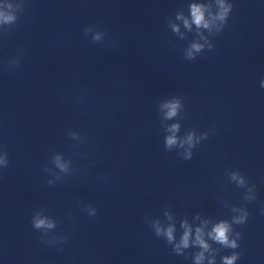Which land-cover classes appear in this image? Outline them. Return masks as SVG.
Segmentation results:
<instances>
[{
    "label": "clouds",
    "instance_id": "1",
    "mask_svg": "<svg viewBox=\"0 0 264 264\" xmlns=\"http://www.w3.org/2000/svg\"><path fill=\"white\" fill-rule=\"evenodd\" d=\"M219 2H220L221 11L218 14V18L223 21L226 19L227 15L231 9V5L225 6L223 3V0H219ZM24 3H25V0H19V3L16 5L17 10L23 12L24 11ZM3 7H4V5L0 4V9H2ZM7 7L9 9H12L13 5L11 3H9L7 5ZM192 12H193V16H194V22L196 23V25L198 27L201 25L205 28L209 27L208 21L203 19V6L193 5L192 6ZM17 22H18V16L15 14L14 11L6 12L3 10H0V31H2L4 26H9V30H11V26L15 25ZM185 24L187 26V21L185 22ZM91 31H92V29L90 27H86L84 29L85 35H87ZM100 39H101L100 33H96L95 35L92 36L93 42L99 41ZM192 48L195 49V51L199 52L202 48V45L193 44ZM188 56H189V58H191L192 53L189 52ZM7 68H8V66H7ZM163 107L167 109L166 118L171 119L177 115V109L180 107V103L178 100H176L174 102L165 103L163 105ZM178 129H179L178 124H172L171 127L169 128V131L172 132L173 135H169L165 138L164 147L166 150H171V148L177 144V138L174 135V133L177 132ZM185 143H187L190 146H194L193 136L191 134L188 135ZM181 146H183V145H181ZM191 155H192L191 152H186L183 156V159L189 160V159H191ZM9 163H10L9 153L6 150L0 149V169L7 168L9 166ZM55 164L57 167H59V169L62 172L67 170V165L65 163H61V158L59 155L55 156ZM232 179L233 180L238 179L236 173L232 174ZM238 182L241 186L245 183V181L242 177L239 178ZM47 183L49 185L54 184L53 181H51V180H48ZM85 208L90 209L89 214H88L89 216L95 217L97 215L98 209L96 207H94L93 205H90V204L84 205V206H82L81 210L83 211ZM262 211H264V209H262ZM248 216H249V213L245 212L243 215L234 218V222L236 224H244L247 221ZM31 223H32V226L35 230H51V229H54L56 227V223L53 220H50L48 218H41L38 214L33 216ZM182 227L185 229V231L183 233V236H182L180 242L175 245L176 254H180L182 248L186 249L189 247V238H190L191 229L188 227V225L186 223L183 224ZM162 231H163V235H165L167 238V242L171 243L174 240V235H173L174 229H173V227L170 226L166 229V231H164L159 226H155V234L157 236H160L162 234ZM230 231H231V225L228 222L221 221L220 223L216 224L213 227L212 232L209 233V236L211 237L212 240L218 242L219 244L223 245L224 247L235 249L239 245L237 244L236 239H229ZM46 236H47V231H44L43 234L40 235L39 239L41 240L42 243H45L49 246H52L53 240L58 239L60 243H65V242H67V239H68L66 236H62L59 238L53 237L51 239H46L45 238ZM237 238L241 239L240 233H237ZM195 244L198 245L200 248H202L204 251L209 250V244L206 243V241L204 240L203 232L200 228L196 229ZM238 258H240V253H238V252L233 253L231 256H225L222 258L223 264H235V261ZM203 259H204V252L203 251L199 252L195 255L196 264H200V262ZM209 264H213V262L210 261Z\"/></svg>",
    "mask_w": 264,
    "mask_h": 264
}]
</instances>
